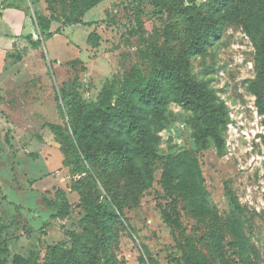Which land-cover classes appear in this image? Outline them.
Listing matches in <instances>:
<instances>
[{
  "label": "rangeland",
  "instance_id": "1",
  "mask_svg": "<svg viewBox=\"0 0 264 264\" xmlns=\"http://www.w3.org/2000/svg\"><path fill=\"white\" fill-rule=\"evenodd\" d=\"M19 1L32 20L35 11L48 13L45 0ZM56 3L58 16L73 22L62 36L44 40L46 51L18 42L10 51L21 61L1 55L0 264H13L16 255L30 264H64L67 251L99 264L104 253L95 242L102 232L92 190L82 202L60 150L52 148L57 136L65 155L77 146L55 88L63 104L69 96L82 99L83 115L107 100V86H114V99L130 93L136 77H153L161 59L189 56L196 29L185 16L195 11L224 16L223 35L203 55L190 56L188 71L216 94L223 150L211 141L197 147L201 125L179 105L147 110L146 149L156 163L148 172L141 165V178L112 173L113 190L127 206L108 254L116 264H184L182 241L162 209L175 199L207 264H264V0H228L225 7L215 0H107L85 15L77 0ZM94 31L97 49L86 43ZM178 160H186L187 173L170 178L168 191L164 165ZM98 172L84 163L83 182Z\"/></svg>",
  "mask_w": 264,
  "mask_h": 264
},
{
  "label": "trees",
  "instance_id": "2",
  "mask_svg": "<svg viewBox=\"0 0 264 264\" xmlns=\"http://www.w3.org/2000/svg\"><path fill=\"white\" fill-rule=\"evenodd\" d=\"M59 1V0H58ZM107 0H77L76 8L82 15L87 14ZM228 0H215L216 7H225ZM47 12L33 13L39 38L32 35L23 37L34 50L43 47L44 40L61 35L63 29L71 27L73 22L62 20L57 12V0H45ZM33 5V1L29 0ZM27 10V9H26ZM158 14H163L161 5H157ZM27 15L28 11H27ZM83 17V16H82ZM186 19L196 29L195 38L190 46L189 56L185 59H161L158 71L153 77L147 79L142 75L136 77V82L130 93H121L114 99V86H107V100L101 99L92 111L83 115L86 106L82 99L68 97L62 103V89L55 88L57 106L64 108L69 118V129L76 139L77 146L69 154L64 153V147L57 136V147L63 156V168L68 169L73 187L80 200H86L87 187L91 188L95 198V211L99 219L95 220L97 230L101 236L95 239L96 244L103 248L104 257L99 264H116L115 258L108 254L110 243L114 240L116 225L123 217L126 208L125 198L113 190L111 175L119 172L132 178H141L143 171L148 172L156 163V156L146 149L149 130L145 123L147 110H155L169 104H177L193 114L200 123L195 141L197 147L205 149L209 142L214 143L218 151H222L224 144L221 137V127L225 124L224 115L217 105L215 92L205 82H194L188 73L190 69V56L203 55L207 48L223 35L225 24L224 16L207 17L199 11L194 15L186 14ZM184 17V18H185ZM60 26L52 31V25ZM101 38L94 31L87 38V46L97 49ZM261 48L264 54V34ZM188 55V53H187ZM44 58L45 55H42ZM18 59H22L19 54ZM53 63H48L49 73L53 74ZM83 119V121H82ZM73 158V159H72ZM84 163L91 171L99 170L95 178H89L90 183L83 182ZM186 160L167 162L164 166V186L169 191L170 178H184ZM195 166L194 162H191ZM95 174V173H94ZM148 174V173H147ZM77 177H80L77 179ZM163 216L166 223L176 231L182 241L184 264H207L205 258L199 253L194 239L187 235L183 227L177 200L164 205ZM0 220V231H2ZM62 255V254H61ZM64 264H90L81 259L78 253L68 252L63 259ZM13 264H30L27 259L16 255Z\"/></svg>",
  "mask_w": 264,
  "mask_h": 264
},
{
  "label": "crops",
  "instance_id": "3",
  "mask_svg": "<svg viewBox=\"0 0 264 264\" xmlns=\"http://www.w3.org/2000/svg\"><path fill=\"white\" fill-rule=\"evenodd\" d=\"M59 26V24L54 23L52 25V31H55ZM27 35H32L34 39H37L39 33L34 20L27 15L26 9L20 6V1L0 0V61L2 54H7L10 58L21 61L23 58L19 60V54L15 57L11 54L10 49L17 46L18 42L25 41L23 37ZM43 48L45 50L44 45L39 50L41 51ZM2 75L3 71L0 70V92L3 90L4 83L2 81Z\"/></svg>",
  "mask_w": 264,
  "mask_h": 264
}]
</instances>
